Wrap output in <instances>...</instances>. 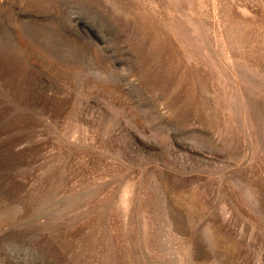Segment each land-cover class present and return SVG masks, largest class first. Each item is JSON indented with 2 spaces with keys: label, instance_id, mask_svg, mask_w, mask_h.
<instances>
[{
  "label": "rangeland",
  "instance_id": "rangeland-1",
  "mask_svg": "<svg viewBox=\"0 0 264 264\" xmlns=\"http://www.w3.org/2000/svg\"><path fill=\"white\" fill-rule=\"evenodd\" d=\"M0 264H264V0H0Z\"/></svg>",
  "mask_w": 264,
  "mask_h": 264
}]
</instances>
